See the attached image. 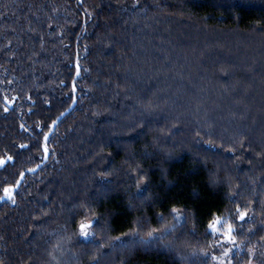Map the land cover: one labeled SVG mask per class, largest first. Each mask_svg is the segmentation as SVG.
<instances>
[{"label":"trees","instance_id":"16d2710c","mask_svg":"<svg viewBox=\"0 0 264 264\" xmlns=\"http://www.w3.org/2000/svg\"><path fill=\"white\" fill-rule=\"evenodd\" d=\"M0 160V264H264V0H0Z\"/></svg>","mask_w":264,"mask_h":264},{"label":"snow or ice","instance_id":"6c2138e0","mask_svg":"<svg viewBox=\"0 0 264 264\" xmlns=\"http://www.w3.org/2000/svg\"><path fill=\"white\" fill-rule=\"evenodd\" d=\"M75 91V88L73 89ZM5 111H7V109H5ZM45 141L48 140V137H44ZM45 151V155L47 156V147H45L44 149ZM11 158L9 157V160ZM5 164V161L4 160H0V166H3ZM5 192V197L8 198V199H13V196H12V192L13 190L12 189H5L4 190ZM245 216H246V213H240V220L243 221L245 219ZM175 219L177 220H180V217L177 216L175 217ZM185 220V224L187 223V218L185 217L184 218ZM92 227L91 224H81L80 225V235L82 238L84 239H90L92 238L93 234L91 232L88 231V229H90ZM220 227H224V231L220 232L219 231V228ZM208 230L211 232V233H214V234H218V235H222L224 236V243L226 244H234L235 243V236H234V229L232 227L231 224H227L226 226H224L222 224V221L219 217H217L216 219L212 220L211 223L208 224ZM225 255L227 256L228 253L225 252ZM214 259V258H213ZM219 264H223V261H220Z\"/></svg>","mask_w":264,"mask_h":264},{"label":"rangeland","instance_id":"374dc122","mask_svg":"<svg viewBox=\"0 0 264 264\" xmlns=\"http://www.w3.org/2000/svg\"><path fill=\"white\" fill-rule=\"evenodd\" d=\"M219 231L222 232L224 229L221 227L219 228ZM224 236L220 235V240H219V246H217V253L218 255L214 256V261L216 264H219L220 261H223V264H229V259L231 256H233L235 249L234 244H226L224 243ZM225 252L228 253V255H225Z\"/></svg>","mask_w":264,"mask_h":264}]
</instances>
